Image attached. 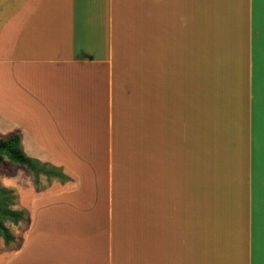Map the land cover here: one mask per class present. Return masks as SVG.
<instances>
[{
  "label": "crops",
  "instance_id": "0c3cea01",
  "mask_svg": "<svg viewBox=\"0 0 264 264\" xmlns=\"http://www.w3.org/2000/svg\"><path fill=\"white\" fill-rule=\"evenodd\" d=\"M254 4L0 0V137L66 178L0 264H264Z\"/></svg>",
  "mask_w": 264,
  "mask_h": 264
},
{
  "label": "trees",
  "instance_id": "16d2710c",
  "mask_svg": "<svg viewBox=\"0 0 264 264\" xmlns=\"http://www.w3.org/2000/svg\"><path fill=\"white\" fill-rule=\"evenodd\" d=\"M5 159L10 163L24 168L28 173L33 174L35 179L40 174H45L43 167L46 166L31 158H29L21 147V134L15 132L12 135L0 139V164L5 162ZM60 179H66L59 171ZM36 186V184H35ZM3 196L9 197L11 204L14 205V201L17 199L15 192L10 189L2 188L0 186V236L3 237L6 244H9L15 240L10 230L4 224L5 221H11L14 224H18L22 219L26 211H14L8 209L5 203H2Z\"/></svg>",
  "mask_w": 264,
  "mask_h": 264
},
{
  "label": "rangeland",
  "instance_id": "374dc122",
  "mask_svg": "<svg viewBox=\"0 0 264 264\" xmlns=\"http://www.w3.org/2000/svg\"><path fill=\"white\" fill-rule=\"evenodd\" d=\"M255 17L261 18L264 17V0H255ZM261 23L264 24V18L261 20ZM261 33V32H260ZM264 35L260 36L258 41L260 43V46L257 45V48L261 50V53H263V45H264ZM255 68L258 71V66L255 64ZM263 71V70H262ZM261 78V75H260ZM262 88H264L263 81L261 82ZM2 137H0L1 139ZM44 171L46 172L45 174H40L37 179L33 176V174L28 173L24 168L18 167L17 165H14L7 161L5 159V162L0 164V186L3 188V183L6 182L8 176L15 175L17 172L24 170L26 171L32 178L34 183L36 184L37 188H42L45 187L47 184H49L52 180L54 179H60L58 174H59V169L55 168L51 165H46L43 167ZM5 196H3L2 203H5L6 207L8 209L14 210V211H22L19 209L17 199L14 201V205L11 204V200L9 201V197L6 198L7 200L5 201ZM28 221H29V213L26 211V213L23 216V219L18 223L14 224L11 221H5L4 224L6 227L10 230L12 235L14 236L15 240L9 244H6L3 237L0 236V253L3 252L4 250L8 249L9 246L16 245L17 243L20 242V238L22 235L25 233L27 226H28ZM19 237V239H18Z\"/></svg>",
  "mask_w": 264,
  "mask_h": 264
}]
</instances>
